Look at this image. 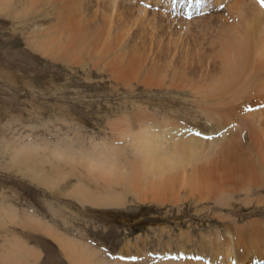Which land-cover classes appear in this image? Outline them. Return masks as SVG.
<instances>
[{
  "label": "rangeland",
  "instance_id": "374dc122",
  "mask_svg": "<svg viewBox=\"0 0 264 264\" xmlns=\"http://www.w3.org/2000/svg\"><path fill=\"white\" fill-rule=\"evenodd\" d=\"M171 1L143 3L150 11L170 13ZM232 1L183 0L175 15L185 24L175 21L174 29H183L184 35L199 28L206 32L200 23L224 14ZM36 5L30 0H0V264H75L47 226L92 248L98 261L109 264H189L188 258L198 256L203 257L200 262L215 264L214 253L219 248L227 251V244L219 243L229 238L228 229L246 227L251 236L257 225L263 227L264 238V186L229 179L221 193L208 194L203 184L188 185L192 193L183 190L180 199L169 195L165 201H148L133 194L128 184H110L98 171L79 164L77 159L86 154L117 157L121 162H113L119 168L129 165L123 163L127 159L139 162L135 144L145 129L165 145L171 137L170 142L193 138L221 144L226 130L216 114L213 119L199 107L190 88L169 86L165 79V84L152 87L141 74L128 82L105 66L106 61L97 63L87 54L83 62L74 63L41 52L34 45L35 33L58 24L60 10L53 0ZM128 49L120 52L124 63ZM105 59L116 60L114 55ZM249 99L247 106L243 102L239 107L264 109ZM163 122L174 128L164 130ZM244 141L249 147V139ZM79 188L88 198L77 197ZM113 196H120V203L105 200ZM258 254L264 264V252Z\"/></svg>",
  "mask_w": 264,
  "mask_h": 264
},
{
  "label": "bare ground",
  "instance_id": "6f19581e",
  "mask_svg": "<svg viewBox=\"0 0 264 264\" xmlns=\"http://www.w3.org/2000/svg\"><path fill=\"white\" fill-rule=\"evenodd\" d=\"M30 1L36 5L41 0ZM143 1L140 5L141 0H53L54 6L60 10L58 24L41 28L35 33L39 44H34V39L32 43L54 59L81 63V57L86 54L91 59H98L97 63L103 59L105 66H110L118 78H125L128 82L141 74L143 82L150 86L165 84L162 82L165 79L170 80L169 86L190 88L195 102L201 103L199 107L210 116L216 114L219 118L211 117L217 118V122H223L227 137L221 144L211 145L193 138L170 142L171 137L166 139L165 145L162 144L164 141L160 142L151 135L150 130L145 129L135 144V154L141 158L139 162L127 159L123 163L128 162L129 165L119 168L113 162L119 161V158L103 154H99L98 158L97 155L95 158L81 155L80 159L76 158L77 161L84 168L98 171L102 178L109 179L110 184H128L133 194L148 201H165L169 195L179 198L183 190L192 193L191 187L201 184L204 190L206 186L210 190L208 194L221 193L229 179L264 186V182L259 181L264 178V109L254 112L255 108L252 111L240 108L243 102L246 105L247 98L256 99L258 105H264V8L258 0H234L226 7L224 14L215 18L217 27H213L215 20L210 19L209 22L200 23L206 26V32L199 28L200 31L184 35L186 31L183 29H174L175 21L185 24L175 15L180 11L179 5L183 0L171 1L170 13L150 11ZM165 25L170 31H165ZM195 27L198 26L195 24ZM125 47L129 48L124 58L128 60H125L126 63L120 61V52ZM112 55L116 60L105 59ZM162 60L169 64L164 62L166 66L163 65ZM150 61L152 67L147 65ZM159 62L164 69H160ZM147 66L152 69L144 72ZM249 100L248 103L251 102ZM163 125L164 130L172 128L164 122ZM245 138L250 141L247 148ZM253 143L256 157L250 148ZM215 155L220 158H208L214 159ZM223 171L225 176L222 178ZM219 176L221 178H217ZM76 192L79 198L87 193L81 188ZM117 197H107L105 200L117 203ZM46 228L70 252L69 257L75 264H109L104 260L98 261L92 248L68 239L49 226ZM245 228L236 225L234 231H226L229 238L225 242L221 240L219 244H227V251L219 248L214 253L218 255L213 258L215 264H244L246 261L261 264L260 259L263 258L258 253L264 252V248L260 247L264 245L263 227L255 225L258 231L251 236L247 235ZM242 247L244 250L240 255ZM223 252H226L224 257ZM197 258H188V263L207 264L206 260L200 262L202 256Z\"/></svg>",
  "mask_w": 264,
  "mask_h": 264
},
{
  "label": "snow or ice",
  "instance_id": "6c2138e0",
  "mask_svg": "<svg viewBox=\"0 0 264 264\" xmlns=\"http://www.w3.org/2000/svg\"><path fill=\"white\" fill-rule=\"evenodd\" d=\"M262 2H264V0H262ZM197 135H201V133H196ZM210 138V137H209Z\"/></svg>",
  "mask_w": 264,
  "mask_h": 264
}]
</instances>
